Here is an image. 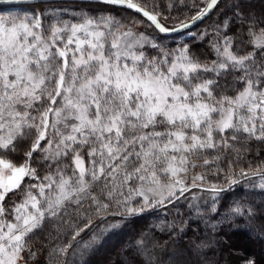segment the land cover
Segmentation results:
<instances>
[{"label": "snow or ice", "instance_id": "snow-or-ice-1", "mask_svg": "<svg viewBox=\"0 0 264 264\" xmlns=\"http://www.w3.org/2000/svg\"><path fill=\"white\" fill-rule=\"evenodd\" d=\"M220 2H193L195 14L184 19L171 13L185 0H167V15L158 0H89L98 7L72 20L49 16L47 24L43 12L0 14V264H33L32 236L57 217L70 239L57 229L48 254L67 258L94 243L82 237L96 227L93 216L175 206L192 189L213 193L215 203L242 179L258 178L251 186L264 191V160L239 166L251 144L264 146V15L235 0L231 16L193 34L215 53L210 62L148 31L189 29ZM117 9L140 19H118ZM232 24L250 51H233ZM232 211L249 223L264 214L253 206Z\"/></svg>", "mask_w": 264, "mask_h": 264}, {"label": "trees", "instance_id": "trees-1", "mask_svg": "<svg viewBox=\"0 0 264 264\" xmlns=\"http://www.w3.org/2000/svg\"><path fill=\"white\" fill-rule=\"evenodd\" d=\"M166 2L167 0H158L161 4L160 10L165 15L168 14L167 9L163 7ZM193 2L200 4V0H185L188 6L174 9L171 15L180 19L190 17L195 14L191 10ZM234 2L235 0H221L208 18L192 29L170 36L154 33L152 30L149 32L156 35L158 42L169 49L188 44L192 54L202 61H211L215 58V53L208 47L207 41L193 39V34L198 35L205 29L211 32L217 22L226 18L225 13L231 16L230 9ZM51 4L64 8L59 17L66 20H72L89 7H98L94 3L89 5V2H39L23 5L38 13H45V9ZM242 6L245 11L264 15V0H243ZM113 14L125 22L129 19H140L137 14L123 9H117ZM164 22L170 26L177 23L175 19ZM190 31H193L192 35L184 37L181 41L176 40L180 38L178 35ZM227 34L236 41L233 51L237 54L251 50L245 43L242 48L237 46L238 41L244 40L242 30L238 29L237 25H230ZM148 52L155 55L151 49H148ZM226 78L232 80L231 75ZM221 83H224V80H221ZM26 148L27 144H24L19 151L23 152ZM251 148L252 153L239 166L247 168L248 161H253L255 166L264 160V146L253 143ZM256 151L261 153L259 158L254 155ZM36 157L38 161L39 155ZM19 162L22 163L23 160ZM33 165L41 176L46 173V166L41 167L39 163ZM258 182V178L251 181L242 179L240 184L230 191L223 192L216 198L215 203L212 199L200 211L186 209L183 203L178 202L175 206L150 208L136 216L109 215L103 220L93 216L96 227L82 234V237L84 241H89L95 236L94 243L87 251L77 245L75 251L67 258H50L48 254L55 243L51 237L56 235L57 229L60 230L61 240L70 239V235L63 234L66 225L61 224L60 218L57 217L47 221L45 226L32 236L30 243L37 253L33 264H64L65 259L67 264H246L249 259L254 260L255 264H264V214L249 223L247 215L238 216L232 211L237 205L253 206L258 211L264 209V191L251 186ZM19 196L15 195L18 198ZM87 206L86 202L84 207ZM68 211V218L75 215L72 208ZM141 241L144 243L143 249L138 247ZM149 255L152 256L151 262Z\"/></svg>", "mask_w": 264, "mask_h": 264}, {"label": "rangeland", "instance_id": "rangeland-1", "mask_svg": "<svg viewBox=\"0 0 264 264\" xmlns=\"http://www.w3.org/2000/svg\"><path fill=\"white\" fill-rule=\"evenodd\" d=\"M63 10H64V8L60 7L58 5H54V4L48 5V7L45 9V14H46L45 23L47 24L49 16L60 18L59 16H61ZM33 11L34 10L32 8H30L28 6H24V5L0 7V14H4V15L11 14V15H21L22 16L25 13H31ZM136 19L138 20L139 18H136ZM145 28H146V26H143V27H140L139 30L145 31ZM192 34H193V31L182 33V35L181 34L178 35V37L180 36V38H178L176 40L181 41L184 37L190 36ZM243 44H244V40H240V41H238L237 46L242 48ZM179 47L180 46H177L174 49L179 48ZM152 51L155 53L154 50H152ZM36 159H37V157H36ZM222 166H225V165H222ZM33 167H34V165H33ZM240 167H244V166L242 165ZM196 171H202V169H196ZM210 179H214V178L210 177ZM220 179L223 180V176H221ZM33 182L34 181H26V183H33ZM19 195L20 194H17L16 196H19ZM185 195H186L187 199L181 198L179 200V202L183 203V205H185L186 209H191L192 211H200L204 206H206L214 198L213 193L208 192V191H203L200 189H192V191L190 193H186ZM13 198H14V200H12ZM13 201L18 202L19 198L13 196L8 201V205L10 206Z\"/></svg>", "mask_w": 264, "mask_h": 264}, {"label": "water", "instance_id": "water-1", "mask_svg": "<svg viewBox=\"0 0 264 264\" xmlns=\"http://www.w3.org/2000/svg\"><path fill=\"white\" fill-rule=\"evenodd\" d=\"M39 2H44V3H47V2H89V0H0V7L18 6V5H23V4L27 5V4H33V3H39ZM208 17H206L205 19H207ZM200 23H202V22H197V24L190 27L189 29L194 28L195 26H197ZM189 29H185V30H189ZM182 31H184V30H181L178 32H171V33H168L167 36L175 35V34L182 32ZM162 35H164V34H162Z\"/></svg>", "mask_w": 264, "mask_h": 264}]
</instances>
